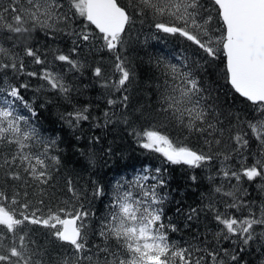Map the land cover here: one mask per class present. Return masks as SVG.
Masks as SVG:
<instances>
[{
	"label": "snow or ice",
	"instance_id": "1",
	"mask_svg": "<svg viewBox=\"0 0 264 264\" xmlns=\"http://www.w3.org/2000/svg\"><path fill=\"white\" fill-rule=\"evenodd\" d=\"M210 4L211 7L206 6L201 0H138L131 8L122 6L119 0H8L6 6L0 4V30L5 34V40L0 42V264H239L233 254L235 250L230 253L221 242L247 245L252 241L254 225L264 226V205L257 206V215L251 204L246 205L237 197L238 189L224 191L221 184L214 187L213 193L221 194L222 200L209 198L203 209L212 214L217 230L209 229L203 239L195 237L196 243L181 246L169 242L168 229L172 232L177 229L171 222L164 223L165 197L157 189L166 185V177L159 167L154 170L145 167L133 181H117L112 211L97 222L99 228L94 232L101 238V244L90 245L89 234L93 231L90 218L95 213L90 211L87 192L69 179L70 199L53 205L55 194L49 190L54 186L51 183L54 173L59 171V138L40 133L30 119L37 113L21 91L29 88L28 83L20 82L22 76L38 78L48 90L70 101L71 93L78 89L66 82L61 72L53 70L54 62H62L68 71L79 73L88 66L79 59L80 53L99 48L113 57L111 72L102 68V60L91 67L92 76L105 89L107 107L102 112L105 125L115 118L126 126L128 135L142 149L161 154L172 165L197 169L221 156L223 161L230 160V155L220 151L225 133L235 145L229 151L237 155L238 149L247 148L246 137L251 133L250 138L255 139L264 157V0H210ZM149 9L155 17L167 18L168 22L155 23L156 29L179 34L210 59L222 53L228 85L254 105L262 118L240 122L239 117L218 111L205 96V89L188 67L186 57L179 65L157 61V66L171 80L165 84L158 114L178 125L182 135L186 133L183 140L174 139L166 128L151 119L137 127L136 121L125 116L127 93L135 79L127 57H122L126 28L133 22L134 14L143 15ZM76 17L81 20L78 22ZM214 19L220 27L214 26ZM37 31L53 41L59 35H70L74 37L72 46L67 54L59 48L45 51L36 46ZM25 58L30 59L31 65L40 66L39 71H28ZM116 74L118 78L113 79ZM43 88L44 85L37 91ZM24 110L28 115L22 114ZM90 110V104L73 106V111L63 118L70 125L75 122L74 126H79L81 121L89 120ZM140 118L137 116L136 120ZM233 120L238 122L236 126ZM94 126L99 127V121ZM219 175L234 189L233 179L237 182L242 178L264 179V158L251 165L241 162L239 170L223 166ZM104 194L103 186L94 183L91 196ZM37 196L39 199L34 201ZM223 198H231V203ZM217 203L223 206V212ZM241 207L249 209L247 216L238 218L228 211ZM198 216V210L192 208L187 219L191 221ZM29 225L42 226L67 251L60 249V254L54 256L37 245Z\"/></svg>",
	"mask_w": 264,
	"mask_h": 264
},
{
	"label": "trees",
	"instance_id": "2",
	"mask_svg": "<svg viewBox=\"0 0 264 264\" xmlns=\"http://www.w3.org/2000/svg\"><path fill=\"white\" fill-rule=\"evenodd\" d=\"M7 2L8 0H0L2 5ZM119 2L122 6L128 5L125 0H119ZM201 2L211 7L210 0H201ZM65 6L67 8V3ZM76 20L79 22L81 18L76 17ZM132 20L133 22L126 28L122 57H127V63L130 70L134 72L135 79L131 82L127 93L129 95L128 109L123 110V112L130 120L136 121L137 127L141 122L146 123L151 119L154 124L166 128L167 134L174 139H184L186 133L182 135L178 125H173L164 115L158 114L160 101L165 92V84L166 82L170 84L171 80L164 74L162 67L157 66V61H161L162 64L179 65L185 57L188 67L201 81V85L205 89V96L210 103H214L218 111L237 116L240 118V122L252 121L256 117L255 106L236 94L228 85L222 53L216 59H210L196 45L179 34L173 35L156 29L155 23L168 21L167 18L155 17L150 9L143 15L134 14ZM213 23L215 27H220L217 20L214 19ZM89 28L95 31L94 26L89 25ZM73 39L74 37L70 35L62 34L53 41L46 39L40 31L35 33V40L39 42L36 46L45 51L49 48H59L67 54ZM4 40L5 34L3 30H0V42ZM8 46L5 44V47ZM79 59L88 65L79 73L68 71V66L62 62H54L53 66V70L64 75L66 82L72 83L74 89H78V91L74 90L71 93L70 101L65 100L57 92L48 90L45 82L38 78L22 76L20 82L28 83L29 88L22 89V95L25 100L32 104L37 113L35 117H30V119L35 122L37 129L43 136L59 138L57 141L59 145L57 154L60 155L59 171L54 173L51 182L54 186L49 190L55 194L52 197V203L55 205L60 200L70 199L67 193V181L69 179L77 187L82 186L86 190L87 202H90V211L95 213V216L90 218V224L93 226V231L89 234L90 245L92 243L101 244V238L94 235V232L99 228L97 222L112 211L110 205L117 181H133L145 166L150 170L157 167L161 168L166 177V185L157 191L159 195L165 197L162 204L165 216L164 223L168 225L171 222L175 224L177 229L175 232L168 229L169 242H176L181 246L185 243H196L195 237L203 239L208 234L209 229L217 230L212 214L203 211L209 202V198L217 202L222 200L221 194L213 193L216 186L222 184L224 191H236L238 189L236 191L237 197L243 200L246 205L251 204L252 211H257L258 205H264V179L257 177L253 181H248L242 178L240 182L233 179L235 190H231L225 186L226 180L221 175H214L213 162L215 160L197 169L186 165H172L166 163L161 154L142 149L128 135L126 126L116 122L115 118H113V122L105 125L102 116V112L107 107L105 89L100 87L99 82L92 76L91 67L96 66L94 62L102 60V68L105 69L106 73L111 72L112 54L106 50L101 51L99 48L95 51L84 49L80 53ZM49 60H52L51 55H49ZM24 63L28 71H39L40 66L31 65L29 58H25ZM115 78H118V74L113 76V79ZM42 85L44 88L37 91V89H41ZM85 104L91 105L88 121H81L79 126H74L75 122L70 125L63 118L67 112L73 111V106L83 107ZM120 111L117 110L118 115ZM22 114L28 115L27 110H24ZM137 116L141 117L139 121L136 120ZM93 117L97 119L94 120ZM97 121L100 123L99 127L94 126ZM237 124L238 122L233 120V125L236 126ZM227 135L225 133V143L220 151L231 156V159L226 162L232 168L239 170L241 162L245 165H251L256 160L264 158L261 156L262 150L255 139L250 138L251 133H249V136L246 137L249 139L247 148L240 149V157H247V159H237V153L229 151L235 145L227 139ZM94 137H97L98 140ZM192 142L194 143V141ZM253 147L255 150L249 153ZM220 158L223 159L222 156ZM192 176H195L196 179L192 180ZM210 176L214 179L209 180L208 177ZM94 183L103 186L105 192L103 196L95 198L91 196V188ZM133 192L135 195L134 189ZM37 199H39L38 196L33 197L34 201ZM223 199L231 203V198ZM45 203H49L47 198ZM217 207L221 212L225 210L220 203H217ZM192 208L198 210L199 216L189 221L187 214ZM178 209L179 211H177ZM228 211L232 215L242 218L248 215L249 209L241 207ZM257 215H259L258 211ZM29 228L37 245L47 249L52 255H59L60 249L67 251L59 242L54 241L42 226L29 225ZM221 245L229 249L230 253L235 250L233 254L237 255L239 264H264V226L254 225V239L247 245L238 241L235 243L222 241Z\"/></svg>",
	"mask_w": 264,
	"mask_h": 264
},
{
	"label": "rangeland",
	"instance_id": "3",
	"mask_svg": "<svg viewBox=\"0 0 264 264\" xmlns=\"http://www.w3.org/2000/svg\"><path fill=\"white\" fill-rule=\"evenodd\" d=\"M125 2H126V4H128L129 6H132L133 4H136V3H138V0H125ZM8 3V2H7ZM7 3L5 4V6L7 5ZM260 118H262L261 116H260V113L259 112H257V114H256V117L252 120L253 122H255V120L256 119H260ZM253 150H255L254 149V147L249 151V153H252V151ZM238 151H239V153L241 152V150L240 149H238ZM237 156V159H241L242 157H240V155H236ZM257 156V155H256ZM213 164H214V175H219V170H220V168L221 167H223V166H230L229 165V163H227L226 161H223V159H217V160H215L214 162H213ZM216 165H217V167H216ZM145 167H147V166H145ZM208 169V168H207ZM210 169V168H209ZM231 185H234L235 186V184H234V182L233 181H231ZM225 186L226 187H229V189H231V190H235L234 188H232L230 185H229V183L227 182V181H225ZM242 193V192H241Z\"/></svg>",
	"mask_w": 264,
	"mask_h": 264
},
{
	"label": "water",
	"instance_id": "4",
	"mask_svg": "<svg viewBox=\"0 0 264 264\" xmlns=\"http://www.w3.org/2000/svg\"><path fill=\"white\" fill-rule=\"evenodd\" d=\"M225 60V59H224Z\"/></svg>",
	"mask_w": 264,
	"mask_h": 264
}]
</instances>
